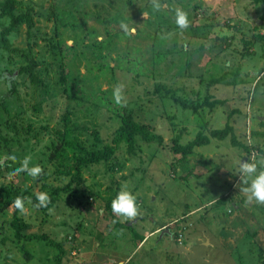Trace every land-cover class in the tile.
<instances>
[{
  "label": "rangeland",
  "instance_id": "rangeland-1",
  "mask_svg": "<svg viewBox=\"0 0 264 264\" xmlns=\"http://www.w3.org/2000/svg\"><path fill=\"white\" fill-rule=\"evenodd\" d=\"M3 3L0 0V6ZM53 4L63 18L52 12L43 15ZM28 5L38 11L33 28L38 37H29L24 22L19 32L8 35L10 46L20 50L0 53V100L12 106L11 118L17 121V130L5 127L0 133V198L5 197V185L49 197L68 186L47 210L34 207L32 195L25 197L26 211L20 214L31 227L29 237L15 240L16 245L10 226L15 205L0 211V264H264V202L247 200L237 172V161L264 158V135L252 136L253 130L264 131V46L254 37L264 34V1L24 0L20 6L29 10ZM177 7L187 13V27L176 24ZM77 19L91 31L95 27V36L88 39L86 32L72 28L70 21ZM67 22L62 28L65 43L79 38L80 46L89 42L90 47L79 66L71 64L79 88L66 91L61 71H53L58 59L45 37L57 40L55 29ZM122 23L135 31H126ZM8 25L9 19L0 17V46ZM29 42L40 61L42 84L19 74ZM103 60L110 61L114 71L104 70L97 77L94 65ZM11 76L17 77L13 92L7 84L11 86ZM234 79L236 83H229ZM159 83L187 97L191 105L207 98L223 102L194 112L171 96L161 97L156 92ZM117 85H122L127 106L163 135L162 142L140 139L141 148L132 159L127 158V145L119 142L114 169L104 161L91 163L83 167L82 183L71 181L59 171L56 153L68 150V166L75 162L73 153L84 151L67 149L65 135L59 133L65 127L63 117L69 111L73 121L84 125L80 140L89 148L112 141L120 126L119 115L110 107L120 106L113 96ZM227 122L240 140L255 145L250 154L234 145L231 135L212 137L189 156L194 171L190 176L185 177L180 164L174 170L171 146L177 134L183 143ZM97 136L103 142L98 144ZM9 152L17 159H7ZM25 156L31 158L30 166L42 167L38 177L16 171ZM125 158L120 168L118 162ZM123 185L136 194L140 207L132 219L106 207ZM121 221L126 224H118ZM162 231L167 233L160 238Z\"/></svg>",
  "mask_w": 264,
  "mask_h": 264
},
{
  "label": "trees",
  "instance_id": "trees-1",
  "mask_svg": "<svg viewBox=\"0 0 264 264\" xmlns=\"http://www.w3.org/2000/svg\"><path fill=\"white\" fill-rule=\"evenodd\" d=\"M23 1L24 0H4V3L1 4L0 6V17H7L9 19V25L2 32L3 33L2 34L3 44L2 46H0L1 54H3L4 50L6 51L12 50L15 52L20 50L21 47L12 48L10 46L8 35H10L13 32H19L21 24L24 22L28 24L29 37H32L33 39H35V37H38L35 30L33 29L35 26V19H34V16L36 15L35 12H38V11L34 10L35 8L34 6H29V5L27 6L29 10L22 9L20 5L23 4ZM256 1H264V0H256ZM49 8L50 9L43 11V15L48 14L49 12H52L51 16H56L57 18L64 17L63 13H62L63 17H61V15L57 16L61 11H59L58 8L54 6V4L52 5V10H51V6ZM72 24H73L72 28L77 27L78 29L86 32L84 36H88V39H91L93 36H95V32L97 29L94 27L92 29L93 31H91L86 26V22L84 21L82 22L81 20L77 19V21H74V20L70 21V25ZM67 26H69L68 22L66 23V26H58L57 29H55V31H57V34L59 35L57 40H53L52 37L50 38V36L45 37L49 41V46H50V50H51L53 58L58 59L57 61L55 59L50 61L51 64H53L55 60L58 65V68L55 69L54 67L53 71H56V70L61 71L60 80L64 83V88L66 91L69 89L75 90L76 88H79L78 86L79 82L77 80L78 77L75 78L77 74L72 71L71 64L73 62L76 65L80 64L89 46V42L88 43L84 42L85 43L84 47L80 46L81 40L79 38L75 39L73 44L65 43L62 37V35L64 34V33L62 34V32L64 31L62 28L67 27ZM162 30L165 31L166 29L162 28ZM254 37H255L256 43H257V40L259 39L261 41L260 44L264 46V34L256 33ZM97 39H95L94 42L100 45V42H98ZM249 42L253 43L252 41H249ZM202 46L204 47V45ZM25 49L26 48H23V51ZM24 52H25L24 54L26 55L27 60L26 62L21 61L24 63H22V65H20L19 67V74L21 75L27 74L31 78L32 83H34L35 85L42 84L44 80L40 76L41 69L37 67L40 61H38V58L36 57L35 52L33 51L31 47L30 42H29L27 51H24ZM186 52H188V50H186ZM98 55L101 58L105 56L102 52H100ZM8 59L10 61L13 58L10 57ZM104 59L106 58L104 57ZM47 63L45 65H47ZM94 67H97L98 71L96 73H93V75L97 77H99L104 70L114 71V66L111 64L110 61H107V60L99 61L98 63L94 65ZM12 72H13L12 75H14V71ZM11 77H12L11 81H9L11 82V86L9 85V83L7 82L6 83L8 84L9 89L12 88L11 92H13L14 90L13 86H15L14 82L17 77L15 78H13V76ZM212 80L217 81L218 79H215V77H213ZM236 80L237 79H234V81H230L229 83H236ZM156 92H158L161 97L171 96L176 102L180 103V105H182L183 107H186V108L192 107L194 112L200 111V109L206 107V105L209 107H212V106H215V104L218 102H223V100H220V99H215V100L210 101V99L207 98L202 102L197 101L191 105L187 97L180 98L177 92L173 91L167 85L161 84V83H159V85L157 86ZM110 101H113V100L110 99ZM114 102L116 101L114 100ZM128 104H129V101H124L122 103H119L120 106L118 108L112 107L110 105L112 109L114 108L116 110L117 115H119L120 117L119 129L117 133L115 134V137L112 139V141H107L104 144L96 145V147L92 146L93 148H89L87 145H83L84 143L82 142V140H80L81 131L79 130L84 125H82L81 123L77 121H73L70 117V112L67 111L63 117V119L66 120L65 127L61 128L59 130V133H61L62 135H65L66 139L64 143L67 149L72 150L73 152H75L76 149H81L82 151H84V153L83 155H76V153H73L75 162L70 163L68 166L66 165L67 164L66 162L69 161V158H70V153L68 152V150H62L61 152L56 153V155H58L61 158V163H59V166H57L59 168V171L61 173H64L67 176H70L71 181L82 183L84 181L83 167L85 165H88L91 163L97 164V163L104 161L105 163L109 164V167L114 169V166L116 165L115 158L116 156H118V152H119L118 149L120 148L118 145L119 142H124L127 145L128 150L130 151V156L127 157L128 159H130L131 156L137 155V152H138L137 148H141L140 142H139L140 139H144L148 142L156 141V140L162 142L163 135H161L160 133H156L153 130L152 126L139 120L138 119L139 114L136 113L134 109L128 107L127 106ZM11 108L12 106L5 105V103L3 104L0 100V133L5 127L13 128L17 130V128L15 127L17 121L15 119L12 120L11 118V116H14L12 112H10ZM19 133H21V129H19ZM95 133L96 132H94V134ZM229 135H231L232 143L234 145H238L244 148L249 154L252 152L253 147L255 145H250L249 143L240 140L235 131L234 125L230 122H227L224 127H218V128L212 129L211 134H206V133H203L202 131H199L195 138L187 142H183V143L181 142V134H177L176 137L174 138L173 145L171 146L172 152L176 156L174 160L175 162H173L172 167L174 168L175 171L179 170L180 169L179 164H180L182 170L186 171L185 177L190 176L194 171L190 164L189 156L195 152L196 147L210 143L212 137L222 140V139L227 138ZM261 135H264V131L253 130L252 132L253 137L261 136ZM96 142L99 144L103 142V139L97 136ZM178 154H180V156H178ZM126 160L127 159L125 158L124 160L118 162L120 168L124 166ZM67 186L65 188H67ZM3 187L6 188V194L4 198H0V211L5 210L11 204H14L13 201L15 200L17 196H21L25 198L28 195H32L33 203L34 204L37 203L36 193H32L30 190L20 188L15 184H13L10 187L6 185ZM65 188H60L58 190L55 189L54 193L50 194L49 203L47 204V206L41 207V208L45 210L50 208L57 199V196H56L57 193H59L62 189H65ZM112 199H107L106 207L108 209L111 208ZM221 200H224V198H221ZM30 223L31 222H29L28 220L23 219L20 212L15 208L14 215L12 219L10 220V226L14 230V233H13L14 243L17 242L15 240L29 237L26 231L30 229L31 227ZM118 224L125 225L126 223L125 222L122 223L121 221V222H118ZM5 239L6 237H4L3 240ZM14 247H17V246H14ZM20 248L22 251H24L25 256H26V253L28 252V250L26 249V245L22 244V247L20 246ZM6 251L13 252V249L11 247H7Z\"/></svg>",
  "mask_w": 264,
  "mask_h": 264
},
{
  "label": "clouds",
  "instance_id": "clouds-1",
  "mask_svg": "<svg viewBox=\"0 0 264 264\" xmlns=\"http://www.w3.org/2000/svg\"><path fill=\"white\" fill-rule=\"evenodd\" d=\"M153 7L159 9L160 4L155 3ZM175 22L181 28L187 27L189 23L188 16L182 8L177 7L175 9ZM121 27L126 31H135L134 27L129 28L126 23H122ZM121 88L122 85H117L113 92L114 99L118 104L124 102ZM6 158L16 160L17 155L15 152H9L6 154ZM30 159L29 156H25L16 171H24L31 177H38L43 169L39 164L30 166ZM237 164L240 181L243 182L240 191L247 194L248 201L264 202V158H248L246 161L241 159L237 161ZM36 201L34 207H45L49 203V196L46 192H38L36 193ZM13 203L21 214L26 211L25 198L17 196ZM111 209L114 213L127 219L137 217L140 213L137 196L126 185H123L112 199Z\"/></svg>",
  "mask_w": 264,
  "mask_h": 264
},
{
  "label": "crops",
  "instance_id": "crops-1",
  "mask_svg": "<svg viewBox=\"0 0 264 264\" xmlns=\"http://www.w3.org/2000/svg\"><path fill=\"white\" fill-rule=\"evenodd\" d=\"M235 206H236V205H235ZM157 229H158V228H157ZM163 233H164V231L161 232L160 238L164 237V234H166L167 232L164 233V234H163ZM143 240H144V237L142 236V238L140 239V242H139V243H141Z\"/></svg>",
  "mask_w": 264,
  "mask_h": 264
},
{
  "label": "water",
  "instance_id": "water-1",
  "mask_svg": "<svg viewBox=\"0 0 264 264\" xmlns=\"http://www.w3.org/2000/svg\"><path fill=\"white\" fill-rule=\"evenodd\" d=\"M0 163H1V161H0Z\"/></svg>",
  "mask_w": 264,
  "mask_h": 264
}]
</instances>
